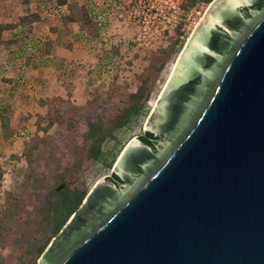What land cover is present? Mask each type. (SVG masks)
<instances>
[{
	"label": "water",
	"instance_id": "1",
	"mask_svg": "<svg viewBox=\"0 0 264 264\" xmlns=\"http://www.w3.org/2000/svg\"><path fill=\"white\" fill-rule=\"evenodd\" d=\"M251 3H214L148 123L164 140L153 149L136 139L116 171L126 181L155 152L162 163L145 178L99 182L40 264H264V11L243 13Z\"/></svg>",
	"mask_w": 264,
	"mask_h": 264
},
{
	"label": "rangeland",
	"instance_id": "2",
	"mask_svg": "<svg viewBox=\"0 0 264 264\" xmlns=\"http://www.w3.org/2000/svg\"><path fill=\"white\" fill-rule=\"evenodd\" d=\"M61 1L0 0V27L27 14L38 20L0 31L10 44L0 45V264H40L77 198L113 177L127 146L146 134L183 53L217 0L194 6L190 0H69L81 16L87 14L78 22H67L72 10ZM174 4L178 23L169 10ZM153 6L165 13L159 16ZM10 71L15 79L6 75ZM31 72L37 77L26 85ZM51 73L63 81L64 96H45ZM141 86L149 95L141 114L102 143V161L86 160L89 124L97 123L104 135L119 116L142 104L134 98ZM63 183L67 188L59 191Z\"/></svg>",
	"mask_w": 264,
	"mask_h": 264
},
{
	"label": "trees",
	"instance_id": "3",
	"mask_svg": "<svg viewBox=\"0 0 264 264\" xmlns=\"http://www.w3.org/2000/svg\"><path fill=\"white\" fill-rule=\"evenodd\" d=\"M206 2L210 3L213 0H205ZM190 5L194 6L198 3V0H190ZM61 5H68L69 7H71L70 11V15L66 17L67 22H78L80 19L85 20L87 14L85 12V14H83L81 16L79 10L78 12L76 11V9H78V7L76 8L75 6H73L69 0H62ZM81 16V17H80ZM83 17V18H82ZM34 14H27L25 16H22L19 20V22L16 25H12V26H6V27H0V31L4 30V29H17L20 27H24L27 25H32L35 22H37L38 20L34 19ZM246 29V28H245ZM225 40L227 41V52L231 53L232 50L235 48V43L228 38H225ZM8 42H5L4 40H2V35L0 34V45L3 44L5 46H9L10 44H7ZM220 68H217V72L219 74L220 72ZM217 74V76H218ZM217 76L214 77L211 85H214V83L216 82ZM212 87H205V92H204V96H202L199 101L201 103V106L205 103L207 97L209 96V93L211 91ZM147 88L146 87H140L138 92L136 94H134V98L137 99L138 101L142 100V104L141 105H137L134 108L132 107L131 109L127 110L126 112H124L125 114L122 116L118 117V121L117 124H115V126L113 128H109L106 133H104V135L102 134V128L98 127L97 123H90L88 130L86 132V134L84 135L86 137V142L90 143V155L87 157L86 160H93V161H102L103 160V152H102V143L113 137V133L114 131H116L119 128H123L127 125H129L131 123V121L134 119V117H137L141 114L145 102L149 99V95H145ZM200 107H196L195 111H194V118L196 117V115L200 112ZM195 120V119H193ZM193 123V122H192ZM191 123L187 124L182 130L179 131L178 135L176 138L173 139V142L171 143V147L175 146V144L178 143V141L187 133V131L189 130V128L191 127ZM141 140L143 141V143L147 146L152 147L153 149L156 146L157 141L159 140H164L161 136H157L155 133L148 131L146 132V134L141 138ZM165 159V155H163L162 157H160L156 152H155V156L153 158H148L146 159L139 167L138 171L141 175V177H146L148 175H150L161 163L162 161ZM111 166V165H110ZM148 167V168H146ZM123 180L117 175V173H114L113 178L109 179V182H112L115 185H118V183H123ZM67 188V184L63 183L58 187L59 191H62L64 189ZM88 193H83L80 197H76L77 198V202L74 205V207L70 208V210H68V213L66 216H64L61 221L58 223L57 228L55 230V237L57 235L60 234V232L63 230V228L66 226V224L69 222V220L71 219V217L73 216V214L81 207L82 203L84 202V200L86 199ZM74 197V198H75ZM73 198H68L67 200H65L64 205L69 201L72 200ZM123 199L121 198V200L119 202H114L112 200L109 199V202H106L103 204L104 208L102 210V215L104 216H109L111 215L116 208L121 204V201ZM64 207V206H63ZM61 211V208L59 207L56 210V213L59 214V212ZM103 222V220H99L97 225L99 226L101 223ZM92 231V229H89L87 231V233H90ZM51 243V241L45 243L44 245L40 246L37 250V257H40L43 253H45L46 249L48 248L49 244ZM46 264H48V262L46 261Z\"/></svg>",
	"mask_w": 264,
	"mask_h": 264
},
{
	"label": "crops",
	"instance_id": "4",
	"mask_svg": "<svg viewBox=\"0 0 264 264\" xmlns=\"http://www.w3.org/2000/svg\"><path fill=\"white\" fill-rule=\"evenodd\" d=\"M52 29V31H53V28H51ZM2 46V45H1ZM5 46V45H4ZM5 47H7V48H9L8 46H5ZM55 50L56 49H53V52H52V55H51V57H52V62H53V60H54V58L53 57H55L54 55H55ZM58 53V52H57ZM57 55V54H56ZM69 57V56H68ZM50 62V61H49ZM69 62V60L67 59V61L66 60H62V63H68ZM72 62V61H71ZM51 66H53V64L51 65ZM55 70H57V69H55ZM13 72H16V71H10V72H7V74L6 75H9L10 77H11V80L12 79H15L14 77V74H13ZM50 73V72H49ZM51 74H53L54 75V77H52L51 75H49L48 74V76H47V78H46V80H45V92H46V94H45V96H48V97H50V98H54V97H59V95H63V93H61L60 91H59V89L61 88L62 90H63V88H64V85H63V81H61L60 83H58L57 82V80H58V78H56L57 76H58V74H55V73H51ZM30 75H33V76H31L30 77ZM3 77H5V76H3ZM28 78H29V80H25V82H26V85L27 84H31V82H30V80H31V78L33 77V79H35L34 77H37L36 76V73L35 72H31L30 74H28V76H27ZM12 82V81H11ZM14 84H12L11 85V91L12 92H14L15 90H16V88L14 87L15 85H16V83H17V81H14L13 82ZM29 95L31 96H33L34 94H33V92L30 90L29 91ZM64 96V95H63ZM28 126H31V123L29 122V123H26Z\"/></svg>",
	"mask_w": 264,
	"mask_h": 264
},
{
	"label": "flooded vegetation",
	"instance_id": "5",
	"mask_svg": "<svg viewBox=\"0 0 264 264\" xmlns=\"http://www.w3.org/2000/svg\"><path fill=\"white\" fill-rule=\"evenodd\" d=\"M251 1H253V3H251L248 6V8L242 10L243 13H246V11L248 12L249 9H255V10L261 9V11H264V0H251ZM226 26H227V28H230L232 30L234 28V24L231 21H228ZM213 48H215V47H213ZM215 50L218 51V49H215ZM208 62H209L208 63L209 65L208 64L204 65V68H206V70H211L213 68V65L210 61H208ZM115 173H117V171H115ZM137 175H140L138 170L133 172V173H130V176L128 177V179L126 181H122V182H128V180H130L133 176H137ZM120 183H118V184H120Z\"/></svg>",
	"mask_w": 264,
	"mask_h": 264
},
{
	"label": "built area",
	"instance_id": "6",
	"mask_svg": "<svg viewBox=\"0 0 264 264\" xmlns=\"http://www.w3.org/2000/svg\"><path fill=\"white\" fill-rule=\"evenodd\" d=\"M178 1H183V0H178ZM156 2H158V0H156ZM175 3V2H174ZM146 9H148L147 8V6L144 8V10H146ZM153 9H157V11H158V15L160 16L161 15V12H162V15L165 13V11L164 10H161V9H159V8H156L155 6H153ZM161 10V11H160ZM169 10L170 11H172L173 12V16H174V19H175V23H178V15H179V10H180V8H179V4L177 5V4H174V5H172V7L171 8H169ZM150 11H152L151 9H148V13L150 12ZM153 13V12H152ZM160 26H158V28H159ZM163 30H166L167 28L166 27H163L162 28Z\"/></svg>",
	"mask_w": 264,
	"mask_h": 264
}]
</instances>
